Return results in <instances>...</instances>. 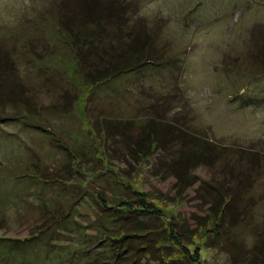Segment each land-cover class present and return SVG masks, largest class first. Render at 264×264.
Returning a JSON list of instances; mask_svg holds the SVG:
<instances>
[{"label":"rangeland","instance_id":"obj_1","mask_svg":"<svg viewBox=\"0 0 264 264\" xmlns=\"http://www.w3.org/2000/svg\"><path fill=\"white\" fill-rule=\"evenodd\" d=\"M64 1L66 10L87 14L88 0H0V55L8 58L1 59L0 72L18 76L30 103L29 108L6 104L0 117V264H109L112 257L94 255L106 244L100 241L88 251L93 262L67 257L95 236L98 220L107 229L116 227L99 218L105 216L99 209L103 199L110 207L129 199L138 204L136 193L178 223L186 257L175 264H234L232 258L252 264L264 240V68L254 58L264 54V0H101L113 10L95 9L94 17L122 16L120 31L108 29L115 33L113 42L118 34L127 36L133 24L144 33L149 28L159 56L141 58L134 71L92 88L74 71L73 77L69 38L58 30ZM74 16L82 19L81 13ZM64 86L71 89L70 99L78 97L67 112L53 107ZM152 118L157 141L148 126ZM167 122L186 127L199 142L178 129L173 130L178 138L163 142ZM148 133L149 154H138ZM195 143L207 145L206 151L194 149ZM191 149L210 154L178 193L166 167ZM34 163L52 187L29 176ZM68 188L74 190L72 200L64 198ZM230 194L235 196L229 199ZM46 198L72 206L69 225L54 228L60 238L51 243L63 245L60 254L43 259L39 244L37 252L25 245L23 255L9 249L12 239L27 237L40 222ZM218 201L220 208L230 201L222 222L207 214ZM147 220V226L160 229L159 219ZM194 228L195 236L189 232ZM157 230L149 233L159 235ZM95 244L93 238L88 246ZM152 249L136 264H162L159 253L177 251L172 244Z\"/></svg>","mask_w":264,"mask_h":264},{"label":"trees","instance_id":"obj_2","mask_svg":"<svg viewBox=\"0 0 264 264\" xmlns=\"http://www.w3.org/2000/svg\"><path fill=\"white\" fill-rule=\"evenodd\" d=\"M86 2L87 14H82V12H78L72 8L70 11L66 10V8L62 6L64 4L66 5L67 1H64V3L62 2L61 6L59 7L65 10V13L59 16L60 26H58V30L63 34L66 33L67 37L69 38L68 42L70 47L72 48V66L70 67L72 73L74 71L76 76L79 77V79L81 80V83L92 88V86H96L104 81L111 80L120 73L123 74L129 71H134V69H132L133 66L136 65V63L141 58L151 60L154 58V55L159 56L158 54L154 53V51L156 52V50L152 44L153 37H151V32L149 31V28L144 33V29L141 30L140 28H137L138 26L133 24L129 28L127 36L124 37V35L118 34V36L115 37V39L118 40L117 43H115L113 42V37L111 35H115V33L109 31L108 29H110L111 26H114L115 29L114 27L113 29L115 31H120V29L123 27L121 25L122 16L113 17V15L111 14L106 15V17L103 18L104 20H101V12L113 10V6H108V4H101V0H88ZM95 9L101 11L96 17H94L95 11H93ZM75 13H81L82 19L76 21V18L74 16ZM89 20L93 23L87 24ZM86 24L89 26L85 28L84 26ZM126 39H129L128 42H126L128 43V45H123L125 44L124 42ZM120 41H122L121 44ZM254 58H257L256 60L261 63V66L264 68V54H255ZM1 59L5 61L8 60V58L4 55H0V61ZM19 82L20 81L18 76L13 77L12 75L8 74L7 71L0 72V117H4V114L2 112L7 108L6 104H19L21 102V104L29 108V96L26 95L24 88L21 87ZM70 91V87H62V91L59 93V97L61 100L60 102H54L53 107H60L62 112H67L68 110L72 109L75 106L78 97L77 95H74V98L70 99ZM108 121L110 122V120ZM154 122L155 121L152 118V120L149 121L148 126L150 127V132L152 131L151 133H155V139L157 141L159 135L156 131L157 127L154 125ZM165 125L166 130H164L162 133V137L164 136L163 142H166L167 138H178V136L173 132V130L176 129L180 130V132H183L186 136L190 138V140L196 141V143L199 142L197 136L195 134L193 135L192 132H189L186 127L179 126L174 122H167ZM114 126L117 127L119 125L115 124ZM160 131L162 130L160 129ZM151 133H148L147 135V142L145 141L144 143L145 148L137 147L138 154H149L150 144L148 142H150L149 138L151 136ZM196 143L194 144V149H197L199 146H201L202 150L206 149V144V146H202L197 145ZM214 147L215 145H213V148ZM64 148L68 151H71L67 147ZM199 150L200 149L192 150L190 151V153H187L183 156L180 155L179 157L177 156L178 158H173L172 162L169 163L166 167V169L172 172V174L175 176L174 185L178 193H181L190 185V176L192 175V170L197 165H200L201 160H204L208 156V154H210L209 152H205L206 150L204 152H201V150ZM168 162L170 161H167L166 163ZM177 164L180 165L177 166ZM32 166L34 168H30L32 173H30L29 176L39 180L41 179V182L45 186L52 187L53 181L47 179L43 170L40 168V165L37 163L36 166V163H34ZM26 175L27 173L25 172L22 173V176L20 177L25 178ZM16 176L18 177L19 175ZM59 180L60 179H56L54 180V182L57 183L59 182ZM64 192V198H68L69 200H72L75 196L74 190H71L69 188ZM64 192H61L59 195L62 196ZM199 193H201V190ZM136 194L140 195V198L137 199L138 204H135V202L130 199L122 200L116 203V206L120 207H110L106 204L105 199H103V202L99 206V209L101 213L105 216L99 218L105 217V220H109V222L114 223L116 227H111V229H107L108 227L105 225V222H101V220H98L97 229L99 231L95 234L94 237H91V239H89L90 241L93 238L94 240L96 239V244L90 247L88 246L90 245V241H83L78 246V248H76V251L74 248L72 249L74 251L72 252V254L68 253V255L70 256L67 257V260L69 262H74V258L76 257V255H78L85 256L87 263H90L93 262L90 260H95V256L98 257L100 254H104L105 257H103V259H106V257H112L113 261L102 260V262L107 261L109 262V264H136L137 262L143 259V255L149 253L153 254L154 250L152 249V247H159L163 245L167 247L170 244H172L177 251H175L173 255L169 256H163L162 253H159V259L162 264H175L177 263L175 260H177V258L180 259L181 255L186 257V254L183 251L185 250L183 238L179 236L180 228L177 226L178 223L174 222L172 218L173 216L166 217L165 214L159 209H157V207L152 205L150 201H146V199L143 198L141 194ZM206 194L209 196L211 195L210 191H208L207 189H205V195ZM101 195L102 194H100V196ZM220 195L223 194L221 193ZM230 195L231 196H229V199L235 196V194ZM201 198L202 200H204L206 197L202 196ZM219 203L220 201H218V203H210V206L208 207L209 212L207 214L215 213L214 215H217V217H219V220H221L222 222V218L225 217L227 211H229L231 207H229L230 201L229 203L223 204L222 208L219 207ZM61 204H64V202H61ZM61 204L60 202H57V200L54 198L43 199L42 206L44 210H42L43 216L40 219V222L32 227L33 230L27 237L12 239L11 241L13 242V245L10 246L9 249H11L12 251H20L23 255L26 254L24 250L25 245H32L36 250L37 247L35 246L36 244H39L40 247L45 250V253L43 251V259H45L47 255L48 258L50 257L49 259H52L53 256L50 255V252L52 254H55L56 256L60 254L58 251L60 248H63V245L51 243L53 239L58 240L60 238L56 235L54 228H56L55 226H68V220L72 213V206H69L67 208L65 206H61ZM151 217L160 220L161 226L159 230H157L155 226H147V219ZM206 218L207 217L203 219ZM146 220L147 223H145ZM70 223H72V221ZM77 226L79 225L77 224ZM188 226L185 227L187 231ZM81 227L82 225L77 228L80 230ZM112 229L115 230L113 231ZM151 229L157 230L155 232L159 233V235H157L156 233L150 234L149 232H152ZM211 230L213 229L211 228ZM195 231L198 232L195 228L189 229V232L194 233V236L196 235ZM40 235L43 236V238L44 236H49L52 239L44 241L43 238L40 237ZM99 241L106 243L104 248H99L98 251L94 253L95 256L91 253L89 254L88 251L92 248H96ZM154 243L157 244L154 245ZM56 248L58 252L57 254L55 251ZM232 256L235 257V254L232 253ZM128 258H131V260L125 261ZM232 259L234 260V264H236L235 259ZM263 259L264 240L262 241L260 248L258 249V253H255L253 258L251 260L248 259V261L250 260V263L252 264H260V261H262Z\"/></svg>","mask_w":264,"mask_h":264}]
</instances>
